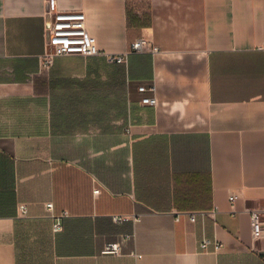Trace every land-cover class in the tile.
I'll list each match as a JSON object with an SVG mask.
<instances>
[{"label":"crops","instance_id":"crops-1","mask_svg":"<svg viewBox=\"0 0 264 264\" xmlns=\"http://www.w3.org/2000/svg\"><path fill=\"white\" fill-rule=\"evenodd\" d=\"M49 9L158 51L44 70ZM263 204L264 0H0V264H264Z\"/></svg>","mask_w":264,"mask_h":264},{"label":"built area","instance_id":"built-area-1","mask_svg":"<svg viewBox=\"0 0 264 264\" xmlns=\"http://www.w3.org/2000/svg\"><path fill=\"white\" fill-rule=\"evenodd\" d=\"M48 22L46 24V43L45 51L41 55V67L44 70H49L56 57L68 55H81L85 57L101 56L110 63H125L128 55L132 51H143L150 49L152 52L158 51L156 46L150 45L145 38H139L130 44L128 52L124 53H109L98 48L96 40L89 34L87 29V17L83 10H48ZM145 86H140L141 92L146 91ZM154 89V87H152ZM142 103L146 105H156V97H144ZM99 188L94 189V193L98 194ZM232 204L238 199L237 194L229 196ZM19 211L22 214L27 213V205L19 204ZM48 210L52 211L53 204H47ZM250 225L252 236L255 240L264 238V204L257 208L249 209ZM206 212H195L188 215L190 220L196 221L198 215L205 216ZM115 221L128 220L127 215H114ZM134 219H137L134 218ZM62 230L60 221L54 224V231ZM200 249L203 251L213 250L218 252L222 250L223 243L217 238L203 237L199 242ZM105 254H120V244L118 242L109 243L103 251Z\"/></svg>","mask_w":264,"mask_h":264}]
</instances>
